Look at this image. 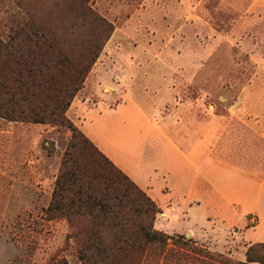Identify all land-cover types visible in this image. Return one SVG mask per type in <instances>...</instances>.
I'll return each instance as SVG.
<instances>
[{
	"label": "rangeland",
	"instance_id": "rangeland-1",
	"mask_svg": "<svg viewBox=\"0 0 264 264\" xmlns=\"http://www.w3.org/2000/svg\"><path fill=\"white\" fill-rule=\"evenodd\" d=\"M84 1L112 32L66 118L98 151L91 113L101 134L118 124L130 136L125 161L142 163L138 186L161 210L153 229L169 239L84 261L86 236L115 249L117 232L76 213L81 195L53 199L70 128L0 117V264L244 262L264 244V0H0V41L29 18L67 23ZM136 209L125 215L148 226Z\"/></svg>",
	"mask_w": 264,
	"mask_h": 264
},
{
	"label": "trees",
	"instance_id": "trees-1",
	"mask_svg": "<svg viewBox=\"0 0 264 264\" xmlns=\"http://www.w3.org/2000/svg\"><path fill=\"white\" fill-rule=\"evenodd\" d=\"M75 11L80 12L79 16L62 24L29 18L6 42L0 41V55L6 61L0 65V117L21 123L65 124L70 128L72 137L53 199L81 195L76 213L91 219L98 215L95 221L100 227L117 232L115 249H107L103 241L91 234L79 248L84 261L111 260L142 244L163 245L169 237L153 229L156 215L161 213L156 203L87 139L79 136L66 118V111L112 32L111 25L87 1ZM89 36L96 41H89L88 48L81 49L79 38ZM78 48L83 52L76 59L71 54ZM84 158L98 160L97 168L88 167ZM106 167L113 174L108 180L98 174ZM132 209H136L138 217L148 218L149 225L134 226V219L125 215L126 210ZM93 243L102 248L94 249ZM237 264H264V244L250 246L245 261Z\"/></svg>",
	"mask_w": 264,
	"mask_h": 264
},
{
	"label": "crops",
	"instance_id": "crops-1",
	"mask_svg": "<svg viewBox=\"0 0 264 264\" xmlns=\"http://www.w3.org/2000/svg\"><path fill=\"white\" fill-rule=\"evenodd\" d=\"M124 107V105H121V108L118 109V112L122 113ZM114 111L116 112V110ZM99 117V114L95 115V113H91L89 121H87L84 125L85 135L90 140H92L93 143H95V145L97 146V148L107 158H109V160H111L124 174H126L137 186L139 184L142 185V178H140L142 175V163L138 161L134 162L132 161V159L125 161L126 152L127 154L130 153V151H127L130 150V148L127 149V147L130 146V136H128L126 133L124 134V136L120 132V134L118 132L114 133V127L117 128L119 126L118 124H115L110 129L111 133H106L105 135L101 134V127H104L105 125L102 123V120H100ZM119 117H123V115H120ZM104 138H108L109 141L104 140Z\"/></svg>",
	"mask_w": 264,
	"mask_h": 264
}]
</instances>
